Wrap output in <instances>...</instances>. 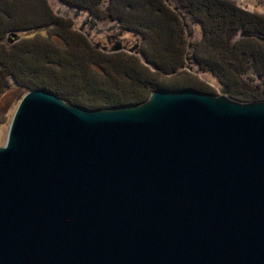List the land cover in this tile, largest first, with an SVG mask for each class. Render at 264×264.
<instances>
[{"label": "water", "instance_id": "1", "mask_svg": "<svg viewBox=\"0 0 264 264\" xmlns=\"http://www.w3.org/2000/svg\"><path fill=\"white\" fill-rule=\"evenodd\" d=\"M0 264H264V100L26 92L0 145Z\"/></svg>", "mask_w": 264, "mask_h": 264}, {"label": "trees", "instance_id": "2", "mask_svg": "<svg viewBox=\"0 0 264 264\" xmlns=\"http://www.w3.org/2000/svg\"><path fill=\"white\" fill-rule=\"evenodd\" d=\"M57 1L107 24L118 21L136 35L137 54L96 48L74 27L72 15L58 13L47 0H0V95L10 86L21 97L42 89L99 110L140 104L155 90L215 94L186 72L185 61L191 60L226 87L230 99L264 100V14L235 0ZM183 14L200 31L193 44ZM42 30L45 34L19 35ZM240 32L258 33L262 40Z\"/></svg>", "mask_w": 264, "mask_h": 264}, {"label": "rangeland", "instance_id": "3", "mask_svg": "<svg viewBox=\"0 0 264 264\" xmlns=\"http://www.w3.org/2000/svg\"><path fill=\"white\" fill-rule=\"evenodd\" d=\"M47 1L53 7V9L57 11L58 13L63 14L64 12H68L67 8L64 5L60 4L57 0H47ZM235 2L237 3V5H239L240 7L244 9L264 14V3H261L258 0H235ZM72 13L73 11L69 10L68 15L71 16ZM182 20L186 22V34L188 37V42L190 44L195 43L199 39L200 31H199L198 25L193 23L192 19H190L186 15ZM77 21L78 20H74L75 28H78L79 21L78 23ZM36 33L45 34V31L44 30L29 31L26 33L25 32L20 33L19 35L20 36H32V35H35ZM90 38L92 39V42H102L103 44V38L101 37L97 36L94 38L90 36ZM136 42H137V38L133 32L123 30V36L121 37V39H118V38L115 39L112 42V45L109 48V50H112V49L114 50L116 47H122V48H127L123 50L128 52L129 49H132L135 47V44H137ZM131 53L137 54V50L133 49V52ZM191 65H194L191 62V60H187V62L185 61L184 69L186 70V72L194 76L198 81L208 86L211 92L215 93L216 95L220 94V91L222 90L223 86H221L217 81H215V79L209 73L198 71L195 66H191ZM252 76L257 81L260 79V75L252 74ZM20 97H21V91H19L15 86H10L8 89L4 91V93L0 95V145L4 143V140L7 134L8 124L10 122L12 114L19 100L21 99Z\"/></svg>", "mask_w": 264, "mask_h": 264}, {"label": "flooded vegetation", "instance_id": "4", "mask_svg": "<svg viewBox=\"0 0 264 264\" xmlns=\"http://www.w3.org/2000/svg\"><path fill=\"white\" fill-rule=\"evenodd\" d=\"M71 10L73 11V13H72V16H73L74 15V10L70 9V11ZM68 13H69V10H68V12H64L65 15H67ZM87 15H89V18L85 19V17ZM73 20H78L79 21L78 27L80 26V24L82 22H84L83 27H82V31L84 32V34H90L88 38H90V36H92L94 38L97 37V36L103 38V44H102V42H98V43H100L101 46H104L105 49L106 48L109 49L111 47V45H112V42L115 39H117V38L121 39V37L123 36V31H122V33L120 35H117V32L121 29L119 27V24L115 25V22L107 24L108 22L104 21L103 19H99L98 17H95V16H93L91 14H87V12L84 11V10L82 12H79V14L75 18H73ZM93 20L97 23V26L94 27L91 31H88V28L91 25L90 23ZM78 21H77V23H78ZM111 26H113V27H112V29L110 31H105L104 30L105 28H108V27H111ZM97 30H100V31L97 32ZM136 46H137V44H135V49H136ZM123 49H127V48H123Z\"/></svg>", "mask_w": 264, "mask_h": 264}]
</instances>
